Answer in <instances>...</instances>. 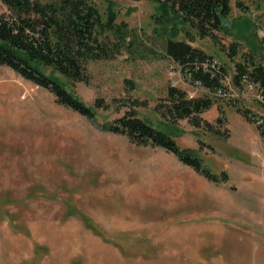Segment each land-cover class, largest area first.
<instances>
[{"label": "rangeland", "instance_id": "obj_1", "mask_svg": "<svg viewBox=\"0 0 264 264\" xmlns=\"http://www.w3.org/2000/svg\"><path fill=\"white\" fill-rule=\"evenodd\" d=\"M94 2L101 13L113 6L136 36L131 53L89 63L87 82L57 74L87 106L102 101L94 120L0 65V264H264V138L237 111L264 118V106L257 89L230 85L235 62L222 49L237 42L241 56L251 48L246 38L264 43V0H230L228 21L237 25L217 33L219 45L189 27L176 38L225 66V98L165 55L156 1ZM0 12H7L1 3ZM170 87L215 100L200 128L172 125L156 110ZM131 110L179 134L181 148L197 150L229 181L211 182L163 148L105 130Z\"/></svg>", "mask_w": 264, "mask_h": 264}, {"label": "trees", "instance_id": "obj_2", "mask_svg": "<svg viewBox=\"0 0 264 264\" xmlns=\"http://www.w3.org/2000/svg\"><path fill=\"white\" fill-rule=\"evenodd\" d=\"M154 1L159 4L154 20L165 37V55L178 64L194 84L199 83L216 95L222 93V98L226 97L225 94L230 95V89L225 85L230 79L225 66L218 62L215 64L212 56L193 47L190 42L176 39L185 27H189L200 39L211 38L219 45L217 33L230 34V27L237 25V22L231 24L228 21L232 14L230 0ZM0 3L7 9V12H0V65L50 90L58 104L94 120L97 109L103 108L102 101L98 100L95 107L87 106L68 90L57 74L71 83L87 82L89 63L111 61L131 53L136 40L133 29L126 22L117 21L113 6L101 13L94 0H0ZM247 27L246 23L238 26L243 36ZM241 31L238 29V32ZM186 34L193 42L194 36L189 32ZM246 39L251 48L241 56L237 42L228 49L222 47L235 62V74L230 85L244 90V79H248L258 86V93L264 98V43ZM239 56L240 59L236 60ZM46 69H50L51 73L46 74ZM260 103L264 106V102ZM215 104L210 96L190 98L185 91L170 87L165 104L159 105L156 110L169 118L172 125L188 120L193 127L200 128L203 122L201 115ZM161 107H164V112ZM237 111L247 121L257 123L258 131L264 138V118L251 115L240 107ZM217 121L223 124L226 118H218ZM105 130L127 136L138 146L163 148L211 182L229 181L226 171L220 176L213 174L197 150L181 148L175 140L179 134H168L154 128L138 117L135 110L105 125Z\"/></svg>", "mask_w": 264, "mask_h": 264}, {"label": "built area", "instance_id": "obj_3", "mask_svg": "<svg viewBox=\"0 0 264 264\" xmlns=\"http://www.w3.org/2000/svg\"><path fill=\"white\" fill-rule=\"evenodd\" d=\"M215 64H217V62H216ZM229 81H230V80L227 79L226 83H228ZM196 84L199 85V83H196ZM244 84H245V88H248V89H253V88H255V89H257V91H258V86H257L256 84L250 82L248 79H244ZM199 86H200V85H199ZM258 94H259L260 101L264 102V98H263L262 94H261L260 92H259Z\"/></svg>", "mask_w": 264, "mask_h": 264}]
</instances>
